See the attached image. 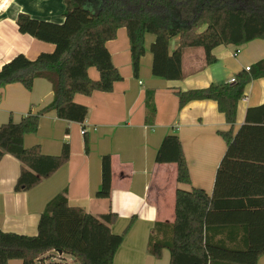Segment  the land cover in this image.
Instances as JSON below:
<instances>
[{
  "label": "trees",
  "instance_id": "obj_1",
  "mask_svg": "<svg viewBox=\"0 0 264 264\" xmlns=\"http://www.w3.org/2000/svg\"><path fill=\"white\" fill-rule=\"evenodd\" d=\"M85 1L64 0L61 23L38 20L27 13L17 17L20 32L53 43L55 50L35 59L19 54L0 70V88L21 83L31 90L36 78H45L54 93L52 101L37 113L29 112L19 122L11 118L0 126V161L5 154H11L21 162L16 191L35 187L70 159L68 142L56 155L43 153L39 144L24 145L25 135L38 131L40 118L55 111L61 119L83 123L88 107L77 103L75 95L112 91L123 78L107 47L120 28L127 30L136 75L146 54V35L155 36L150 45L152 73L167 80L183 78V54L187 48H203L206 62L211 64L217 60L213 50L220 45L239 47L264 38V0H95L96 8L86 7ZM173 38H177V45L171 50ZM92 67L99 72L97 79L89 75ZM261 77L264 58L253 63L249 71H238L233 82L176 89L180 108L192 100H215L227 122L233 124L247 84ZM154 93L148 89L145 97L150 118L156 112ZM221 134L227 149L218 166L212 194L198 187L177 188L175 220L156 222L149 235L148 252L156 258L168 249L170 264H257L264 254V220L218 225L207 221L211 211L264 208V103L248 108L245 123L235 136L229 131ZM155 160L176 163L178 183H191L176 133L164 137ZM101 175L96 195L109 198L110 155L102 157ZM116 218L112 211L94 215L83 207L72 206L66 191L60 192L46 204L35 235L0 229V264H10L13 259L37 264L39 257L52 250L71 255L79 264H113L124 238L111 229Z\"/></svg>",
  "mask_w": 264,
  "mask_h": 264
},
{
  "label": "crops",
  "instance_id": "obj_2",
  "mask_svg": "<svg viewBox=\"0 0 264 264\" xmlns=\"http://www.w3.org/2000/svg\"><path fill=\"white\" fill-rule=\"evenodd\" d=\"M65 9L64 0H0V70L19 54L35 59L41 53L55 50L53 43L20 32L16 23L20 13L61 23ZM154 39L155 36L146 35V54L136 75L127 30L120 28L116 38L107 42L112 61L123 77L114 84V89L75 95L77 103L88 107L83 123L61 119L55 111H49L40 118L38 131L25 135L26 147L39 144L46 154H60L63 144H70V159L50 177L29 190L16 191L21 162L11 154L3 156L0 161L1 230L35 235L46 204L66 191L72 206L83 207L94 215L110 211L117 214L111 229L123 234L124 238L113 264H170L168 249L163 250L160 258L148 252L152 228L158 221L172 223L175 220L177 188L198 187L212 194L217 169L227 149L221 132L229 131L235 136L245 123L248 108L264 103V77L247 84L243 95L246 99L242 97L239 101L233 124L227 122L215 100H192L180 108L176 89L189 90L228 82L238 71L264 58V47L251 45L255 40L239 47L220 45L213 50L217 60L211 64L206 62L203 48V51L187 48L183 54V78L167 80L152 73L150 45ZM176 45L177 38H173L170 49ZM89 75L97 79L99 72L92 67ZM148 89L155 92L153 118L146 113ZM53 95L52 84L45 78H36L31 90L21 83L0 88V126L11 118L19 122L29 112L37 113L52 101ZM83 129L86 130L84 134ZM169 133H176L180 138L190 171V184L178 183L176 163L155 160ZM104 155H110L112 160L109 198L96 195L101 187ZM261 220H264V208L211 211L207 215L212 225ZM65 255L68 254L52 250L39 257L37 264L62 262ZM10 264H22V260L13 259ZM257 264H264V254Z\"/></svg>",
  "mask_w": 264,
  "mask_h": 264
},
{
  "label": "rangeland",
  "instance_id": "obj_3",
  "mask_svg": "<svg viewBox=\"0 0 264 264\" xmlns=\"http://www.w3.org/2000/svg\"><path fill=\"white\" fill-rule=\"evenodd\" d=\"M84 5L88 8H96L98 6V3L95 0H86ZM147 36L148 37H150V36L154 37V35L151 33H148ZM251 45H255L256 47L257 46L264 47V38L263 39L262 38L255 39V41H252ZM197 49L199 51H203L202 48H197ZM71 261H73V263L77 264L76 260L72 256L65 255V257L62 258V262H64L63 264H72Z\"/></svg>",
  "mask_w": 264,
  "mask_h": 264
},
{
  "label": "built area",
  "instance_id": "obj_4",
  "mask_svg": "<svg viewBox=\"0 0 264 264\" xmlns=\"http://www.w3.org/2000/svg\"><path fill=\"white\" fill-rule=\"evenodd\" d=\"M238 52H239V48L236 50L235 54H237ZM250 67H251V66H247L245 69H246L247 71H249V70H250ZM233 81H235V78H232V79L230 80V82H233ZM243 99H246V98L243 97ZM82 133H83V134L86 133V130L83 129V130H82Z\"/></svg>",
  "mask_w": 264,
  "mask_h": 264
}]
</instances>
